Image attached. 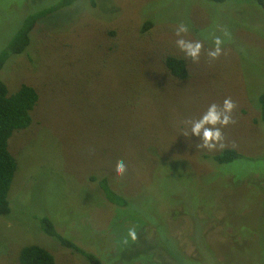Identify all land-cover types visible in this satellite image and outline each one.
Instances as JSON below:
<instances>
[{
	"label": "rangeland",
	"instance_id": "374dc122",
	"mask_svg": "<svg viewBox=\"0 0 264 264\" xmlns=\"http://www.w3.org/2000/svg\"><path fill=\"white\" fill-rule=\"evenodd\" d=\"M57 1L0 0V50L26 17ZM98 1L42 21L29 49L0 73L10 92L27 85L40 96L32 125L10 141L18 172L14 216L0 218V264H20L29 245L56 264H89L44 233L46 216L101 264H198L199 253L201 264H264V124H255L264 9L248 0ZM181 23L189 29L182 38L202 44L195 61L176 46ZM216 38L221 52L212 59ZM169 55L187 61V82L164 71ZM225 99L233 122L204 148L191 122ZM228 148L242 159L207 160ZM102 177L129 207L106 202Z\"/></svg>",
	"mask_w": 264,
	"mask_h": 264
},
{
	"label": "trees",
	"instance_id": "16d2710c",
	"mask_svg": "<svg viewBox=\"0 0 264 264\" xmlns=\"http://www.w3.org/2000/svg\"><path fill=\"white\" fill-rule=\"evenodd\" d=\"M89 3V6L97 8L98 0H59L51 7L34 12L24 19L20 29L6 44L3 50H0V73L5 68L9 60L14 56L24 54L32 43V35L38 25L46 20L51 15L58 13L60 10L71 8L79 2ZM216 4H223L228 0H206ZM256 2L264 9V0H248ZM152 24L147 22L142 28V34L151 30ZM162 67L167 72L169 77L174 81L185 83L190 79L188 63L183 57L169 55L162 60ZM40 102V96L33 87L23 85L15 93L10 92L8 86L0 78V218L13 215L14 210L11 207L10 192L18 172V162L10 150V141L13 136L28 129L33 122L32 113L37 108ZM258 118L255 121L257 127L260 123L264 124V93L258 99ZM243 154L234 148H228L219 154L211 157L212 160L220 165H228L242 159ZM108 178L102 177L98 185L102 188L97 189L101 192L106 202L117 208L129 207V200L115 192ZM20 212L24 209L20 207L17 201ZM23 213V212H22ZM14 216V215H13ZM13 216L9 217L12 218ZM50 217H44L41 221L45 234L56 238L65 248L72 249L76 253L83 255L89 264H101L99 259L92 254H88L75 243L68 241L57 233L55 227L51 223ZM196 242V240H195ZM200 258L195 259L199 264L202 258H205L203 253H199ZM178 260V259H177ZM20 264H56L54 256L38 245H29L21 250ZM201 264V263H200Z\"/></svg>",
	"mask_w": 264,
	"mask_h": 264
},
{
	"label": "clouds",
	"instance_id": "9594fccd",
	"mask_svg": "<svg viewBox=\"0 0 264 264\" xmlns=\"http://www.w3.org/2000/svg\"><path fill=\"white\" fill-rule=\"evenodd\" d=\"M189 31L188 27L181 23L176 28V46L188 57L195 61L201 52L202 44L199 40L191 41L182 38L183 34ZM214 48L209 51L208 55L212 59H215L221 52V40L216 38L214 40ZM235 105L230 99L223 101L222 107L212 104L208 107L207 111L198 119L191 122V134L200 138L202 146L207 149H212L216 144L220 143L223 139L220 131L221 127H226L232 123L231 113L233 112ZM219 125V127H217ZM125 172V165L119 163L116 166L117 176L122 175ZM135 238L134 232L129 233Z\"/></svg>",
	"mask_w": 264,
	"mask_h": 264
}]
</instances>
